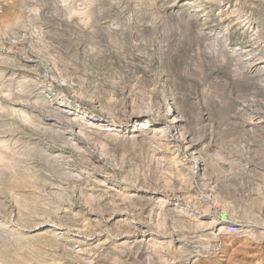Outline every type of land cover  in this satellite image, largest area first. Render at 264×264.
<instances>
[{
    "label": "rangeland",
    "instance_id": "1",
    "mask_svg": "<svg viewBox=\"0 0 264 264\" xmlns=\"http://www.w3.org/2000/svg\"><path fill=\"white\" fill-rule=\"evenodd\" d=\"M183 1L196 8L181 9V4L174 6L175 0H0V154L11 157L16 172L34 176L33 187L8 185L11 171L0 164V264H89L100 250L80 257L76 241L85 238L92 244L112 236L105 222L118 196L110 187L126 183L131 193L147 191L141 201L147 220L133 216L134 223H150L148 214L155 206L149 199L152 189L168 180L175 187L160 190L170 205L184 194L191 202L216 198L230 210L229 216L213 211L220 223L264 233V72L248 78L241 68L251 57L255 70L264 67V0ZM87 7L92 16L83 22ZM215 40L225 41L227 59L214 60L201 42ZM230 49L240 55H232ZM10 90L18 95L14 101ZM172 98L187 115V130L206 146L208 175H195L190 182L188 172H170L164 163H151L152 149L127 153L110 146L104 152L84 140L97 151L94 163L87 153L75 156L64 141L72 125H61L44 110L67 103L66 107H80L118 126H129L140 107L157 109ZM16 108L27 111L32 120H21L12 110ZM253 117L263 122L254 129ZM12 123L17 127H9ZM53 153L59 160L50 158ZM183 156L199 171L194 158ZM108 174L109 186L86 178ZM84 193L101 200L88 204ZM231 214L237 221L231 222ZM116 216L124 215L116 212ZM200 233L188 235L193 245ZM200 258L198 264H264V240L245 235L220 238L212 243L210 254ZM125 260L131 264L128 256ZM100 264L114 262L104 257Z\"/></svg>",
    "mask_w": 264,
    "mask_h": 264
},
{
    "label": "bare ground",
    "instance_id": "2",
    "mask_svg": "<svg viewBox=\"0 0 264 264\" xmlns=\"http://www.w3.org/2000/svg\"><path fill=\"white\" fill-rule=\"evenodd\" d=\"M87 1L88 2H94L95 0H87ZM102 1H104V0H102ZM110 1H112V0H110ZM146 1L151 2V0H146ZM183 2H184L183 0H175L176 5H174V6H179V4H181V9L189 6L188 8L190 9V11H191V8H194V7L196 8V6H194V3H192V2L191 3L187 2V4H184ZM65 5H66V3H65ZM174 6L168 7V8H174ZM57 7H58V5H57ZM150 7L152 8V6H150ZM197 7H198V5H197ZM74 9H76V8H74ZM92 12L93 11H91L90 7L85 8V12L83 13L84 16L82 19L83 22L85 20L88 21V18H90L92 16ZM192 13L195 16V18H196V16H199V15H197L198 11L196 12L194 10V11H192ZM205 14H207V13H205ZM130 16H132V15H130ZM85 17H87V18H85ZM247 25L245 27H247ZM249 28L250 29L252 28L251 25H249ZM212 34H213V32H212ZM213 38H215V37H213ZM255 41H257V40H255ZM198 42H200V41H198ZM201 42L204 44V49H206L210 52V55L214 58V60H221V58L224 59L226 57L228 58V55L223 50L225 41H216L215 40V41H201ZM231 53H232V55H235V56L240 55V52H237L235 49L231 50ZM248 56H250V55H248ZM251 58H248L246 60L248 63L247 67H241L243 69L244 75H246L248 78L251 77V75L253 77V74L255 72H259V71L264 72V67H261L259 70L254 69L255 63H252ZM242 62H244V60ZM256 69H257V67H256ZM60 74H62V73H60ZM260 78H262V77H260ZM8 80H9V78H8ZM68 80H63V81L66 84H68ZM25 81L26 80L24 78V82ZM261 82L264 83L263 80ZM16 91H17V89H16ZM9 92H10L9 96L12 97V99L14 101V99H16V97H18V95H14V93L11 90ZM4 95H6V94H4ZM62 99H64V98H62ZM171 101L167 100L165 105H163V106L161 105L157 109L150 108L149 106L146 108L140 107L142 110H139L137 108H136L137 109L136 110L134 108V110H136V111L130 117L132 119V125L130 124L129 126L127 124H121L118 126L115 124V122H109V121L105 120L102 116L97 115V114H91V113L87 112L88 110L85 111L82 108L80 109V107L75 106L74 108H72L73 106L70 107V104H69V106L66 107L67 103L66 104L62 103L63 104L62 107L58 106L56 109H53V108L51 109L50 106L45 108V109L43 108V109L49 114L52 113L53 114L52 117L54 119L62 121V122H60L61 125H63V124L68 125V126L72 125V128L70 130L71 134H69L70 136L68 138L64 137L65 138L64 141L67 144V147H69L71 150H73V155H75V156H78V155L81 156L84 153H87L89 158H90V163H94V162H91V160L97 151H94V149L92 150L93 147L84 144L83 143L84 140L89 142L90 144H93L94 146L100 148L101 151H104V152H106V150L110 146L121 147V149L124 151H127V153L129 150H138V148H147L148 150L152 149V152H151L152 155L150 156L151 163H154L155 161L160 165H163V163H164L165 164L164 167L167 168L170 172H177V173H179L180 171L188 172V174H186V178L190 182L191 179H193L195 177V175L196 176L200 175V177H201V175L204 176L207 174V171L209 170V160H207L204 156L205 151H206V146H202L201 143H199L198 140L195 139L196 135H195V137L192 136V134L187 130L188 129L187 115L185 114L183 109L178 106L177 100L175 98H172ZM12 104H14V103H12ZM18 104H20V103H18ZM36 104H38V103L36 102ZM64 107H66V108H64ZM154 107H155V105H154ZM10 108L11 107H9V109ZM13 108H15V107H13ZM12 110H13V112L16 113V115L18 114V116L21 120H23L25 122L32 120V116L30 114H27V111H24L21 108L20 109L16 108V109H12ZM143 110H145V111H143ZM163 120L166 123L165 122L163 123ZM259 120L260 119H258L256 117H253L251 119L250 125H254L253 129L256 128L258 126V124L263 123L261 120H260L261 122ZM2 121H4V120H2ZM8 121H10V120H8ZM15 123L9 124V127H11V128L17 127V125ZM49 125H53V123L49 124ZM255 125H257V126H255ZM68 126H67V128H69ZM46 128H48V127H46ZM77 136L79 137L78 139L76 138ZM11 140H13V139H11ZM18 141H19V139H18ZM19 152H20V150H19ZM217 153H215V155ZM62 154H64V153H62ZM125 154H126V152H125ZM183 154H186V155L189 154L192 158H194L197 161V164L200 165L199 171L196 172V170H194V168L191 167L189 165V163H186L183 160V157H185V156H183ZM27 155H28V152H27ZM109 155H110V153H109ZM100 157L101 156H99V158ZM50 158L53 161H57V160H59L60 156L55 155V157L52 156ZM103 159H104V157H103ZM47 160H48V158H47ZM75 160H77V159H75ZM192 161H194V160H192ZM88 162H89V160H88ZM0 164H2L6 168V170L11 171L10 176H9V180L5 181L8 183V185L9 184H17V185L23 186L24 188L33 187L32 178L34 176L31 173H27V172H16L11 165V157L0 154ZM69 164L70 163H68V165ZM105 167H106V165H105ZM101 169L102 168H100V170ZM65 174H68V172ZM65 177L67 178L68 175H66ZM78 177L80 179V176H77V178ZM109 177L110 176L108 174V176L104 177V178H100V177L95 176V175H93L92 177H86V178H88L87 180L89 183H92V181L95 180V182L98 184L109 186L108 181L111 180V178L109 179ZM69 179H71V178H69ZM126 181H129V180L126 178ZM130 181H131V179H130ZM183 183H184V181L181 183V185ZM217 185H218V183H217ZM128 187L129 186L127 185V183L125 186L120 185L119 187H116V185H115L113 187H110V190L115 191L114 194H116V196H118L117 197L118 199L117 198H116V200L113 199V204L111 205V208L109 210L111 214H109L108 220L105 222V228H107V230L112 234V236L107 237L104 241H102L101 238H97L98 239L97 243L94 242L92 244H88L89 241L85 238H81L78 241H76L78 243V250H77L76 254L80 257H83L84 254L87 253L88 251H92L91 249L100 250L99 253H94V255H95L94 257L92 255V258L89 261V264H100L104 260V257L111 258V260L114 262V264H128V262L125 260V258L127 256L130 258L131 264H141V263L143 264L145 262H147V263L149 262V264H154V263H156V264L157 263L158 264H198L202 260L200 257L205 256V255H209L212 243L214 241L219 240L220 238H226L228 236L230 238H235L236 236L245 235V237H248V239L250 238L251 240H254V241L264 240V233H259V232L257 233L256 231H241L243 229V227L239 228L238 226H236V223H235V225H233L232 223H220L219 222L220 218L218 219L216 217V215L218 213L213 214V211L215 209H218V210H220L221 215L225 216V215H228V213H230V210L228 209V207L222 206L223 203L221 204L218 201V199H216V198H214L212 200H208L206 202H194V201L191 202L187 198H184L186 196L185 194H184V197H182V195L177 194L178 198H176V201H175L176 204L170 205L168 196L164 195L162 190H160V189H164L165 191H167V190L175 187L168 180L162 181L159 184L160 188L157 186L156 188L152 189L153 193H152L151 197H149V199L151 202L153 201L155 203V206L152 207V209L150 210V212L148 214L150 223L139 222V221H138L139 223H136V222L134 223L133 221H135V218L133 216H137V217H139V219H142V220H147V218L143 217V213H142L143 211H142V207H141V206H143L141 201H143V199L145 197H147V194H146L147 191L144 192L142 190V192L136 191L134 193H131V191H129ZM182 189H184V188H182ZM80 194H82V193H80ZM84 195L87 196L85 198H86V201L88 202V204L92 203V201H95V200L96 201L101 200L100 197L95 196L94 194L86 195V193H84ZM209 198H207V199H209ZM219 200H220V198H219ZM119 202H122L125 205L121 206V205H119ZM67 204H69V202ZM116 212H119L124 216H122L121 218L117 217ZM248 214H250V213H248ZM262 214H263V212H262ZM91 215H92V213H91ZM230 216L231 217H229V219L231 220V222L237 221L236 217L234 215L231 214ZM95 220H96V218H95ZM169 225H171V227H169ZM144 226L146 228L152 229L154 231V233L147 234V230ZM243 230H245V229H243ZM195 231H200L201 235L199 237L200 240L195 242L196 245H193V242L190 240L192 237H188V235H192L191 233H193ZM85 237H87V236H85ZM99 237H100V235H99ZM259 237H260V239H259ZM110 238L111 239L113 238V240L109 244L111 246L107 247L106 245H107L108 240ZM118 238H120V239L118 240ZM215 248H216V246H215ZM13 264H19V262L16 261ZM45 264H47V262Z\"/></svg>",
    "mask_w": 264,
    "mask_h": 264
}]
</instances>
